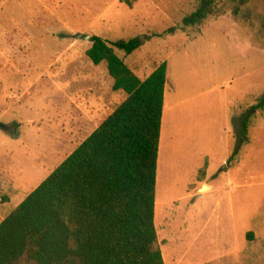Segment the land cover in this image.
<instances>
[{
    "label": "rangeland",
    "instance_id": "obj_1",
    "mask_svg": "<svg viewBox=\"0 0 264 264\" xmlns=\"http://www.w3.org/2000/svg\"><path fill=\"white\" fill-rule=\"evenodd\" d=\"M0 0V222L126 99L90 42L141 81L166 64L154 222L164 264H264V0ZM79 36V38H75ZM248 145L229 162L240 121Z\"/></svg>",
    "mask_w": 264,
    "mask_h": 264
},
{
    "label": "trees",
    "instance_id": "obj_2",
    "mask_svg": "<svg viewBox=\"0 0 264 264\" xmlns=\"http://www.w3.org/2000/svg\"><path fill=\"white\" fill-rule=\"evenodd\" d=\"M226 1L197 0L182 24L201 25ZM89 42L87 58L106 64L126 99L0 222V264H164L154 208L166 64L141 81L116 54L131 55L139 39ZM249 123L241 119L229 162L248 145Z\"/></svg>",
    "mask_w": 264,
    "mask_h": 264
},
{
    "label": "water",
    "instance_id": "obj_3",
    "mask_svg": "<svg viewBox=\"0 0 264 264\" xmlns=\"http://www.w3.org/2000/svg\"><path fill=\"white\" fill-rule=\"evenodd\" d=\"M75 38H79V36H75ZM84 39L89 42L90 41V37L87 36V37H84ZM4 127L2 125H0V129H3Z\"/></svg>",
    "mask_w": 264,
    "mask_h": 264
}]
</instances>
